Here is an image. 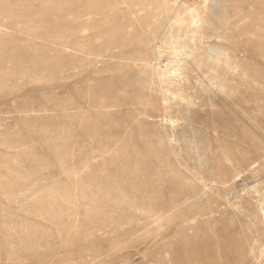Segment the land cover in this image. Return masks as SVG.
<instances>
[{
    "label": "rangeland",
    "instance_id": "obj_1",
    "mask_svg": "<svg viewBox=\"0 0 264 264\" xmlns=\"http://www.w3.org/2000/svg\"><path fill=\"white\" fill-rule=\"evenodd\" d=\"M203 1L0 0V264H264V0Z\"/></svg>",
    "mask_w": 264,
    "mask_h": 264
},
{
    "label": "bare ground",
    "instance_id": "obj_2",
    "mask_svg": "<svg viewBox=\"0 0 264 264\" xmlns=\"http://www.w3.org/2000/svg\"><path fill=\"white\" fill-rule=\"evenodd\" d=\"M203 2L206 5L207 3H209V0H204ZM187 11H188L187 8H182L179 11V13L176 16L177 24H180V25H186L187 24L186 23L187 20L185 19V15H186ZM190 23L192 24V23H196V22L195 21H191ZM189 38H190V40H196L197 39V31L196 30H192L191 31V35H190ZM177 43H179V46H176L174 48L175 53H176L175 54V64L172 67L169 68V70L167 71L168 73L166 75V77L168 78L169 82H171L172 80L181 81V80H185V78H187L186 74L184 73L185 64L182 61V56L181 55L186 54L187 56H192V53L189 52L188 50H186L185 46L181 45L183 43V40H178ZM162 74H163V72H162ZM173 94H174V92L170 91V95H173ZM163 99H165V98H163ZM182 99L185 100L184 97ZM167 100H168V98L166 97V99L164 101L165 106H166ZM165 109H167V108H165ZM255 149L257 150L256 152H257L258 156L261 157V156L264 155V148L261 145H259L258 147L256 146ZM257 154H255V155H257Z\"/></svg>",
    "mask_w": 264,
    "mask_h": 264
}]
</instances>
